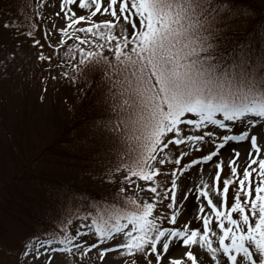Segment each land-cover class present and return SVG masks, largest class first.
I'll list each match as a JSON object with an SVG mask.
<instances>
[{"label":"rangeland","instance_id":"1","mask_svg":"<svg viewBox=\"0 0 264 264\" xmlns=\"http://www.w3.org/2000/svg\"><path fill=\"white\" fill-rule=\"evenodd\" d=\"M210 2L227 5V0ZM234 3L246 14H233L228 5L204 17L203 33L212 34L208 41L212 47L207 55H214L212 63L229 68L239 46L246 45L245 54L251 50L256 71L264 70V0H234ZM72 7L76 10L75 5ZM58 11L59 0H0V264H49L46 256L39 255L46 251L44 247L39 248V253L33 249L25 254L29 241L47 240L53 233L63 239L78 232L87 235L70 245L72 254L53 252L51 264H148L149 260L155 264L153 256L147 259L142 254L126 256L123 250L108 252L103 259L98 256L101 250L116 249L123 242V234L82 254L90 245L99 243L90 227L93 219L106 218L112 209L133 212L131 201L136 205L155 203L153 216L167 217L172 210L167 207L170 200L164 196L171 188V173L176 171L177 224L170 225L166 218L157 222L161 227L180 228L186 221L191 229L203 231L198 205L204 201L197 191L202 184H212L217 162L223 166L219 185L223 188V181L231 177L229 160L234 153L230 149L240 153L236 165L242 175L249 145L246 141L230 142L213 161L195 165L194 161L214 151L207 138L198 145L199 151L191 145H169L152 163L160 172L155 182L133 177L135 182L128 183L125 172L116 169L131 160L128 152L135 97L125 91L123 76L103 61L93 58L77 67L82 51H100L113 64L116 61L107 45L104 49L96 47L91 35L76 32L72 38L63 37V42L58 43L61 34L56 28L65 26L55 15ZM82 14L87 12L77 10V15ZM108 18L98 15L93 19ZM82 26L87 25L76 27ZM68 31L73 33L72 29ZM131 31L129 26V35ZM76 36L92 43L80 44ZM41 56L48 59L41 60ZM185 118L193 117L189 114ZM226 123L231 132L211 125L202 130L188 125L180 127L185 136L212 131L218 138L246 130L256 132V128H249L246 123ZM172 135L165 137V143ZM258 142H264V135L258 137ZM164 155L167 159L160 164L158 161ZM261 157L264 158V150ZM178 158L180 163L176 164ZM151 187H157V193L148 191ZM235 187L234 184L229 188V207ZM185 192L187 199L181 201ZM216 199L213 195L214 202ZM237 216L233 214V218ZM211 227L219 231L215 219ZM213 243L216 246L214 238ZM52 247L63 245L57 243ZM181 251L170 248V255L179 258ZM192 251L198 264H210L198 247Z\"/></svg>","mask_w":264,"mask_h":264},{"label":"snow or ice","instance_id":"2","mask_svg":"<svg viewBox=\"0 0 264 264\" xmlns=\"http://www.w3.org/2000/svg\"><path fill=\"white\" fill-rule=\"evenodd\" d=\"M205 5H208L207 10ZM228 5H231L233 14H246L234 0H227V5L223 2L212 4L210 0H59V11L55 15L64 21L65 26L56 28L53 25L61 34L58 43L63 42V37L72 38L79 32L91 35L98 49L107 45L115 64L100 51L85 53L81 50L77 67L93 58L103 61L123 76L125 91L135 97V119L128 152L131 160L116 169L125 172L128 183L135 182L133 177L155 182L160 172L152 167V163L157 161L158 155L165 153L169 145H191L199 151L198 145L207 138L214 145V151L194 161L193 165L213 161L230 142L246 141L249 145L242 175L236 165L240 153L230 149L234 153L229 160L231 177L223 181V188L219 186L223 166L222 162H217L212 184H202L197 191V196L206 202L198 205L203 231L191 229L186 221L180 228L161 227L157 222L166 218L170 225L177 224L179 205L176 192L179 186L177 172L173 171L171 188L164 196L170 200L167 205L172 210L170 215L153 216L156 204L150 202L136 205L131 201L135 207L133 212L112 209L106 218L93 219L90 227L99 243L90 245L82 254L123 234V242L116 249L101 250L98 256L103 259L108 252L123 250L122 254L126 256L142 254L146 259L153 256L155 264H186V261L198 264L197 255L192 251L193 247H198L210 264H264V158L261 157L264 142H258V137L264 135V70L256 71L251 50L247 56L245 54L246 45L239 46L231 67L222 68L212 63L214 55H207L212 47L208 43L212 34L203 33L204 17ZM77 10H84L87 14L77 15ZM98 15L109 18L94 20ZM82 24L87 26L76 27ZM68 29L73 33L70 34ZM75 38L80 44L92 43L79 36ZM124 103L128 104V101ZM189 114L193 118H185ZM226 122L246 123L249 128H256V132L246 130L239 135L225 134L218 138L212 131L185 136L180 127L188 125L202 130L211 125L231 132ZM169 134L173 135L165 143ZM166 159L164 155L158 162L163 164ZM175 163L179 164L180 159ZM234 184L233 203L229 207V188ZM148 191L157 193V187ZM213 195L217 197L216 202ZM186 199L187 192L181 201ZM233 214L238 216L233 218ZM213 219L219 231L212 229ZM121 220H127V223H121ZM63 230L67 231L66 228ZM83 235L87 233L65 235L63 239H58L55 233L47 240L35 238L26 245L25 254L33 249L39 253V248L44 247L46 251L39 255L46 256L51 264V253L71 255L73 248L70 245ZM57 243L63 247H52ZM170 248L182 250L181 256L174 258L170 255ZM148 264L152 261L149 260Z\"/></svg>","mask_w":264,"mask_h":264},{"label":"trees","instance_id":"3","mask_svg":"<svg viewBox=\"0 0 264 264\" xmlns=\"http://www.w3.org/2000/svg\"><path fill=\"white\" fill-rule=\"evenodd\" d=\"M82 116V115H81ZM79 117H80V115H79ZM79 119V118H78Z\"/></svg>","mask_w":264,"mask_h":264}]
</instances>
